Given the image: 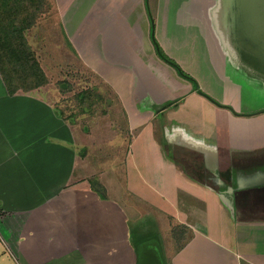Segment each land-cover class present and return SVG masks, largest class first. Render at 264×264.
Returning a JSON list of instances; mask_svg holds the SVG:
<instances>
[{
    "label": "crops",
    "instance_id": "1",
    "mask_svg": "<svg viewBox=\"0 0 264 264\" xmlns=\"http://www.w3.org/2000/svg\"><path fill=\"white\" fill-rule=\"evenodd\" d=\"M54 4L126 130L105 141L112 157L91 158V135L57 110L52 84L10 95L0 73V264H264V46L241 1ZM152 19L216 103L159 59Z\"/></svg>",
    "mask_w": 264,
    "mask_h": 264
},
{
    "label": "rangeland",
    "instance_id": "2",
    "mask_svg": "<svg viewBox=\"0 0 264 264\" xmlns=\"http://www.w3.org/2000/svg\"><path fill=\"white\" fill-rule=\"evenodd\" d=\"M40 1H42L41 6L39 5L40 11L34 12L33 0H19L18 19L26 20V24L34 19L40 22L26 32L28 37L26 43L27 45L30 43L35 50V56H39L41 67L48 78V84H52L51 89H57L59 92L56 108L61 114L71 118L85 133L91 135L94 144V146H90L91 158L112 157L111 154H107L112 151V148L108 147L105 141L113 134L117 135L115 132L126 130L125 118L115 103L112 93L106 90L98 76L86 69L79 58L70 51L59 26V15L55 4L53 5L54 0ZM31 45L29 47L32 50ZM66 86L69 88L65 91ZM31 90L21 89L18 92L28 93ZM87 91L96 96L102 92L106 97H103V102H95L89 106L90 102H94L92 98L89 100L77 98L79 94ZM127 141L128 139L125 140V144H116L115 150L126 148ZM86 155L87 149L82 153V157ZM194 163L197 165L199 161L195 158ZM150 243L153 246L157 244L153 240ZM143 247L144 245L140 247L142 248V259L146 257ZM149 262V260L143 261L142 264Z\"/></svg>",
    "mask_w": 264,
    "mask_h": 264
},
{
    "label": "trees",
    "instance_id": "3",
    "mask_svg": "<svg viewBox=\"0 0 264 264\" xmlns=\"http://www.w3.org/2000/svg\"><path fill=\"white\" fill-rule=\"evenodd\" d=\"M41 2L40 0H33L32 8L34 12L40 11L39 5L41 6ZM18 3L19 0H0V73L10 95H14L21 89L27 91L48 84L47 76L41 68L35 53L26 43V32L29 28L33 27L36 20L34 19L26 24V20L21 21L18 19V10H20ZM48 5L49 3L47 2ZM152 25V39L159 59L175 69L181 78L191 82L197 93L216 103L200 90L198 82L192 76L184 72L173 59L166 55L155 39L153 19ZM77 98L80 100H89L92 98L94 102H90L89 106L102 100L100 95L97 94L96 96L90 91L79 94ZM180 101L177 100L176 102L169 103L163 109L172 106L177 107ZM91 185L94 191L105 197V189L96 180H93Z\"/></svg>",
    "mask_w": 264,
    "mask_h": 264
},
{
    "label": "water",
    "instance_id": "4",
    "mask_svg": "<svg viewBox=\"0 0 264 264\" xmlns=\"http://www.w3.org/2000/svg\"><path fill=\"white\" fill-rule=\"evenodd\" d=\"M243 6V24L249 37L261 38L264 46V0H240Z\"/></svg>",
    "mask_w": 264,
    "mask_h": 264
}]
</instances>
